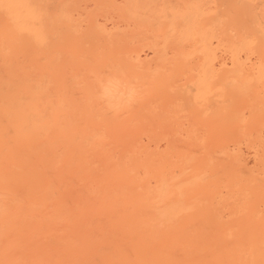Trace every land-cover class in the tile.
<instances>
[{
    "label": "bare ground",
    "instance_id": "bare-ground-1",
    "mask_svg": "<svg viewBox=\"0 0 264 264\" xmlns=\"http://www.w3.org/2000/svg\"><path fill=\"white\" fill-rule=\"evenodd\" d=\"M0 264H264V0H0Z\"/></svg>",
    "mask_w": 264,
    "mask_h": 264
}]
</instances>
